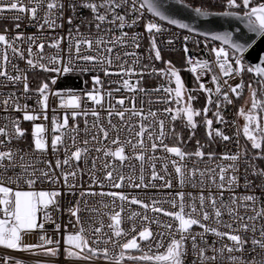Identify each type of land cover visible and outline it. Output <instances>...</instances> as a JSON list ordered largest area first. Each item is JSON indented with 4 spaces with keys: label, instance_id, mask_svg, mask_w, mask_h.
Returning a JSON list of instances; mask_svg holds the SVG:
<instances>
[{
    "label": "snow or ice",
    "instance_id": "1",
    "mask_svg": "<svg viewBox=\"0 0 264 264\" xmlns=\"http://www.w3.org/2000/svg\"><path fill=\"white\" fill-rule=\"evenodd\" d=\"M165 2L0 0V89H10L0 93V264H25L24 257L13 253L47 258L35 264H61L59 257L65 258L63 264H264V0H194L201 5L193 9L197 17L233 18L243 27L197 33L204 40L193 44L203 43L209 54L204 60L190 55L191 37L183 36L184 60L197 83L193 89L186 88L181 70L164 60L157 35L168 31L159 22L189 34L196 29L167 15ZM146 13L152 17L144 25L148 60L162 61L161 69L141 64L135 49L142 47L143 33L125 31ZM25 20L37 33L12 31ZM65 23L66 35L44 36ZM172 37L168 45L175 33ZM46 47L54 51L46 52ZM16 61L27 67L21 69ZM29 70L49 76L32 88ZM145 75L166 81L150 90L163 95L149 98V105H179L163 109L174 113L167 129L158 111H145V100H137V93L150 94L140 86ZM132 76L141 79L133 84L125 78ZM205 76L214 88L201 82ZM68 77L82 87L53 88ZM122 90L132 95L117 98ZM201 95L206 103L196 109L193 102ZM88 101L94 106L88 107ZM237 101L244 105L236 112L242 125L223 115ZM177 119L189 129L188 140L202 125L206 145L196 140L195 150L186 151V141L175 132ZM214 120L231 123L233 136L215 128ZM169 136L176 141L172 146L165 143ZM217 139L234 141L236 151H205ZM158 149L166 155L156 156ZM166 175L181 190L161 199L147 197V202L124 191L171 189L173 179ZM189 185L195 195L182 190ZM62 196L72 198L63 210ZM132 205L142 211L131 210ZM64 212L67 223L61 220ZM48 224L54 227L49 230ZM34 234L36 242H26Z\"/></svg>",
    "mask_w": 264,
    "mask_h": 264
},
{
    "label": "built area",
    "instance_id": "2",
    "mask_svg": "<svg viewBox=\"0 0 264 264\" xmlns=\"http://www.w3.org/2000/svg\"><path fill=\"white\" fill-rule=\"evenodd\" d=\"M7 15H12V14L8 13ZM88 15L89 14H88L87 10H82L81 11V16L82 17L88 18ZM151 19H152L151 14L150 13H146L145 17L142 18L138 22L137 25L133 26L130 29L126 28L125 31L129 32V35H132L133 33H143V38L140 40V43H141L142 47H140L139 49H135V51L141 57V64H150V67L154 66L156 69H161V68L165 67V64L162 61H152L150 63L149 60H148V56H149L148 49L150 47V41H149L148 34L145 31L144 25ZM159 23L164 28L168 29V31L162 32L161 34L157 35L158 46L162 49V52H181V53H183V50H182L183 49V45H184L183 36L184 35H189L191 38H190V40L187 43H188V46L190 48V55L193 58H196V59H201V60L209 59L208 51L204 47L203 43H201V45L199 47H195L194 44H193V40L203 41L204 40L203 36H199L197 33L189 34L187 32V30L178 29V28H176V26L168 25L167 22H159ZM68 27L69 26L65 23L64 27L62 29L58 28V29H56L55 32H52L51 30H48L47 32L44 33V36L45 37H50V36L57 35V34L66 35L67 31H68ZM0 31H2V28H0ZM12 31L13 32L22 31L26 35H31L33 33H37L36 27L29 25L27 20H25L23 22V25H22L21 29H19V30L12 29ZM81 31L87 33L88 29L86 27H82ZM172 33H175V41H174V43L172 45H168L166 41L168 39L173 38L172 37ZM24 47H27V45H24ZM45 50H46V52L54 51L53 49H49L47 47H46ZM128 50L132 51L134 49L131 46H129ZM16 63H18V65H19V67L21 69H25L27 67L26 64L23 61H16ZM136 67H137V71H139V65H137ZM187 67L189 69L190 66L187 65ZM199 71H200V69L198 68L197 72H199ZM28 75H29L30 86L32 88L37 87L39 82H40V80H42L45 77L49 76L48 73H37L34 70H29L28 71ZM192 75L195 77V74L192 73ZM87 78L88 77H85V79H87ZM125 78L130 79V82L133 83V84H135L137 79H141L138 76L125 77ZM110 79L117 80V79H119V77L113 76ZM201 82L205 83V85L208 86V87H213L214 88V86L210 84V78L208 76L203 77ZM165 83H166V81L162 77L155 76V75H153V76L145 75L141 79L140 86L145 88L146 90H149L150 94H149V96H145L143 93H137V100L138 101L141 100V99L145 100V103H144L145 111H147L149 107H151L152 111H158V114L162 115L163 118L166 119V129H167V127L169 126V122H170V115H172L173 113L172 114L164 113L163 109L166 106H170V107L173 108V103H171L169 105H165L163 103H152L151 105H149L147 103V100L149 98H151L152 100H155L157 97L163 95L162 93H151L150 90L160 86L161 84H165ZM118 86L119 85H117V84H111V85H107L106 84V87H110V88H116ZM172 86H174V85H172ZM69 87L70 88H74V89H80L82 87V84L77 79L72 78V77H68V78H65V79L59 81L57 83V85L53 86L54 89H64V88H69ZM9 90L10 89H0V93L7 94V92ZM131 95H132V93H129V92L125 91V90H122L120 93H116L115 94V96L117 98L124 97V96L130 97ZM114 102L115 101L113 100V103ZM29 103L32 104V101H29ZM50 103H51L52 107H55L57 102L55 100H52ZM127 103L128 102L126 101V104ZM87 106L88 107H93L94 105L92 104V102L88 101L87 102ZM237 109H238V106H237V102H236V107L228 106L224 110L223 115L225 116V119L228 120L229 122L235 121L237 124L242 125L243 123L241 121V118L237 117V115H236ZM62 111L63 110H61V112ZM50 115H51V113H50ZM87 119L91 120L92 117L89 116ZM82 120H83V118H81V126H83ZM25 126H27V124ZM219 129L224 130L225 133L230 135V136H233V133L235 132V127L232 126L231 123L229 125H221V124H219ZM171 137L172 136H169V138L165 140V143H168L169 146H172L171 143H170ZM234 139H235V137H234ZM239 139H240V145L244 146L245 145L244 138L241 136ZM220 148H221V151H220L219 154H221V153H223L225 151H228V150H231V151L235 152L236 151V144L232 140L227 141V142L221 141ZM154 154L156 156L166 155L160 149H158ZM173 158H175V157H173ZM189 166L191 167V163L189 164ZM204 166H205L204 162H201L200 163V167L203 168ZM160 168H161V164L159 162H157V171H160ZM150 171H151V169H147L146 172H145L146 181L150 177ZM169 172L170 173L173 172V170L171 169V166L169 167ZM160 174L161 175H165L163 172H161ZM165 178L166 179H173V176L166 175ZM153 183L163 184V181H154ZM173 185H174V187L171 188V189H167V188H138V189L137 188H125L124 191L126 193L130 194V195H138L141 198H145L146 202H147V197H154L156 199H161L163 197H166L169 193L175 194L176 191L181 190V189H178V187L176 186L175 179H173ZM45 187H47V185H45ZM182 190L185 191V192H191L194 195L197 193V190L192 188L190 185L186 186ZM239 191L240 190H238V192ZM227 195H228V193H225V196H227ZM70 199H72V198L69 197V196H62V198H61V208H62V210L66 209L68 207ZM165 207L167 208L168 205H165ZM131 210L142 211V209H140L138 205H132L131 206ZM148 214L149 215H153L152 213H148ZM161 218L165 219V220L169 219V218L163 217V216ZM61 220H62L63 223H67L68 215H67L66 212L63 213V215L61 217ZM53 227L54 226L51 225V224L46 225V228L49 229V230H51ZM152 227H153V230H155L156 226L153 225ZM194 230L195 231H200V229L197 228L196 226H194ZM61 231H63V228L61 229ZM50 234H52V233H50ZM37 238H38V234H34L32 236L27 237L26 238V242L35 243ZM54 238H55V235H54ZM2 253H3V250H0V254H2ZM13 255H16L18 257H24L25 258V264H35L37 259H40V260L47 259L45 257H30V254H28V253H13ZM59 259L61 260V264H63V261H64L65 258L64 257H59Z\"/></svg>",
    "mask_w": 264,
    "mask_h": 264
},
{
    "label": "trees",
    "instance_id": "3",
    "mask_svg": "<svg viewBox=\"0 0 264 264\" xmlns=\"http://www.w3.org/2000/svg\"><path fill=\"white\" fill-rule=\"evenodd\" d=\"M183 1L189 3L190 5H192L194 7H200L201 6L198 2H194V0H183ZM208 10L209 11H216V9H208ZM162 55L164 57V60H171L173 62V64L178 69L181 70V77L185 83L186 88L193 89V88L197 87L195 77L188 70V67H187L185 60H184V54L183 53H181V52H162ZM246 92H245V95H246ZM242 102L243 101H237L238 108L241 106ZM205 103H206V97L204 95H201L197 101L193 102V106L196 109H201L205 105ZM177 107H179V105H176L175 103H173V109H175ZM214 110L215 109H213V111ZM208 117L212 118V112L208 113ZM196 119L199 121L201 118L198 117ZM213 126L215 128H219V124L216 123L215 120H214ZM175 132L179 133L183 137L184 141H186V143H184L182 145L186 151L192 152L195 150L196 140H200V142L202 144L206 145L207 137L205 134V128L202 125H199L198 128L196 129L195 138L192 140H188V137L190 135L189 129H187L184 126V123H182L179 119H177V121L175 122ZM170 143H171V145H174L176 143L173 136L171 137ZM220 143H221V141L219 139H217L216 143L212 146V149H209L206 146L205 151L215 150L217 152V154H219L221 151Z\"/></svg>",
    "mask_w": 264,
    "mask_h": 264
},
{
    "label": "water",
    "instance_id": "4",
    "mask_svg": "<svg viewBox=\"0 0 264 264\" xmlns=\"http://www.w3.org/2000/svg\"><path fill=\"white\" fill-rule=\"evenodd\" d=\"M194 8V6L183 0L182 2H177V0H166L165 2L166 14L182 22L189 23L196 29L194 33L207 32L210 29L216 31L231 30L235 25L240 24L239 21L233 18L220 16H209L207 18L197 17L193 10ZM240 27L242 28L243 25L240 24ZM261 47H264V42H262Z\"/></svg>",
    "mask_w": 264,
    "mask_h": 264
},
{
    "label": "rangeland",
    "instance_id": "5",
    "mask_svg": "<svg viewBox=\"0 0 264 264\" xmlns=\"http://www.w3.org/2000/svg\"><path fill=\"white\" fill-rule=\"evenodd\" d=\"M182 80H183V79H182ZM173 85H174V84H173ZM173 87H174V86H173ZM245 98H247V92H246ZM241 106H244V105H243V102H242ZM245 107H246V106H245ZM241 121H242V123H244V121H243L242 118H241ZM245 144H246V141H245Z\"/></svg>",
    "mask_w": 264,
    "mask_h": 264
}]
</instances>
